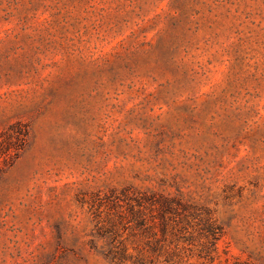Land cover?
I'll list each match as a JSON object with an SVG mask.
<instances>
[{"label":"rangeland","instance_id":"rangeland-1","mask_svg":"<svg viewBox=\"0 0 264 264\" xmlns=\"http://www.w3.org/2000/svg\"><path fill=\"white\" fill-rule=\"evenodd\" d=\"M16 122L0 264L149 253L128 201L91 247L112 192L213 212V259L184 233L168 264H264V0H0V134Z\"/></svg>","mask_w":264,"mask_h":264},{"label":"trees","instance_id":"trees-1","mask_svg":"<svg viewBox=\"0 0 264 264\" xmlns=\"http://www.w3.org/2000/svg\"><path fill=\"white\" fill-rule=\"evenodd\" d=\"M29 134V127L22 122L10 125L0 134V176L6 168L19 159L28 144ZM138 198L130 204L128 199H121L112 192L110 196L101 200L97 206L94 238L91 240L93 249H97L99 241L111 237H107L108 233L115 235L117 231L113 219H111L115 215L111 216L108 210H117L120 208L121 202L128 201V208L136 210L131 213L132 222H135L142 239H145L149 253L142 250L136 255H132L127 252L124 243H122L120 250L117 246H112L110 250L102 252L109 262L113 264H158L161 262L168 264L171 262L168 245L184 233L191 236V239L188 238L186 241L193 242L197 239L200 241L198 245L201 258H212L211 256L217 250L218 242L224 234L222 225L212 211L207 208L200 210L182 202L180 198L164 195H141ZM103 207L107 211L102 215ZM198 210L202 212L198 213ZM116 216L120 218V215ZM192 224L197 226L198 231H195L196 228L193 229L194 231H187L190 226L192 227ZM195 233H199L198 237ZM192 236L195 237L192 238Z\"/></svg>","mask_w":264,"mask_h":264}]
</instances>
